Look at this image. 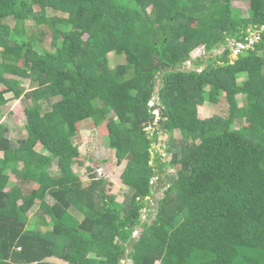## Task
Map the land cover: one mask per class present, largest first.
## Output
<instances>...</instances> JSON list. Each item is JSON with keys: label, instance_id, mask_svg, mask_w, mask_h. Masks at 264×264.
<instances>
[{"label": "trees", "instance_id": "16d2710c", "mask_svg": "<svg viewBox=\"0 0 264 264\" xmlns=\"http://www.w3.org/2000/svg\"><path fill=\"white\" fill-rule=\"evenodd\" d=\"M233 1L0 0V117L20 99L26 132L0 122V264H264V0ZM87 120L125 161L118 209L73 171Z\"/></svg>", "mask_w": 264, "mask_h": 264}, {"label": "rangeland", "instance_id": "374dc122", "mask_svg": "<svg viewBox=\"0 0 264 264\" xmlns=\"http://www.w3.org/2000/svg\"><path fill=\"white\" fill-rule=\"evenodd\" d=\"M233 5L237 8H240L242 13H246V9L249 4L243 0H234ZM252 38L256 37V31L252 33ZM50 35L44 38L45 44L49 43ZM232 44V43H231ZM222 51H214L213 55ZM238 47L232 48L230 53V62L238 55L239 53ZM201 56L202 59H206L209 57V53H207L202 48H197L194 50L192 57ZM115 60L118 63L123 62V58L121 56H117ZM185 67H191L192 64L190 61H186L184 63ZM21 84L23 87H27L28 81L27 79H21ZM3 86L0 84V89ZM241 89L245 90L246 86L241 85ZM238 105L242 104V94L239 93L236 95ZM24 103L19 99L12 100L9 102L3 111V114L0 117V122L4 124L7 129V135L10 136L11 139H20L24 138L26 135L24 129L25 116L23 111ZM157 112H154L156 114ZM227 113V106L225 101L220 100L218 103H210L205 102L201 105H197L196 108L190 111V115L197 116L199 118L210 117L211 115L217 114L224 116ZM78 133L74 138V144L76 145V151L73 154V159L75 163L72 165L73 171L81 180H87L88 174L92 172H97L99 176H103L107 181L112 183L111 193L116 195V199L113 203V207L118 209L120 207L121 199H122V191L124 190V185L121 183L120 175L123 170L125 161L117 163L113 154H111L107 150L108 145V137H107V129L104 128H96L94 126V122L92 120H87L81 123H78ZM163 136V135H162ZM176 137H179V133L176 132ZM166 137H161V140H164ZM161 142H158L154 145V149H159L161 147ZM35 149L39 152H42L43 149L41 146H36ZM162 154V160L168 158L167 154L164 150L160 149ZM153 155L154 151H152ZM2 152L0 151V156ZM150 163L152 161L150 160ZM14 165V164H12ZM11 165L6 169V173L10 174ZM168 170L172 168L168 167ZM10 177L13 179L12 174ZM37 184H33L35 187ZM161 194V189L158 190L155 196H159ZM155 200V197H151L149 199V207H152V203ZM34 209L31 210L30 215H32ZM146 211V210H145ZM144 216V215H143ZM145 217V216H144Z\"/></svg>", "mask_w": 264, "mask_h": 264}, {"label": "crops", "instance_id": "0c3cea01", "mask_svg": "<svg viewBox=\"0 0 264 264\" xmlns=\"http://www.w3.org/2000/svg\"><path fill=\"white\" fill-rule=\"evenodd\" d=\"M61 264H66L65 262H61Z\"/></svg>", "mask_w": 264, "mask_h": 264}, {"label": "water", "instance_id": "95a60500", "mask_svg": "<svg viewBox=\"0 0 264 264\" xmlns=\"http://www.w3.org/2000/svg\"><path fill=\"white\" fill-rule=\"evenodd\" d=\"M151 115H153V113ZM161 137H166V136H161Z\"/></svg>", "mask_w": 264, "mask_h": 264}, {"label": "clouds", "instance_id": "9594fccd", "mask_svg": "<svg viewBox=\"0 0 264 264\" xmlns=\"http://www.w3.org/2000/svg\"><path fill=\"white\" fill-rule=\"evenodd\" d=\"M154 114V113H153Z\"/></svg>", "mask_w": 264, "mask_h": 264}]
</instances>
